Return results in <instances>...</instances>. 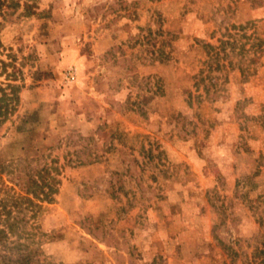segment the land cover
<instances>
[{
  "label": "rangeland",
  "instance_id": "1",
  "mask_svg": "<svg viewBox=\"0 0 264 264\" xmlns=\"http://www.w3.org/2000/svg\"><path fill=\"white\" fill-rule=\"evenodd\" d=\"M9 3L0 264H264V0Z\"/></svg>",
  "mask_w": 264,
  "mask_h": 264
},
{
  "label": "trees",
  "instance_id": "2",
  "mask_svg": "<svg viewBox=\"0 0 264 264\" xmlns=\"http://www.w3.org/2000/svg\"><path fill=\"white\" fill-rule=\"evenodd\" d=\"M12 1V0H10ZM12 3H9V0H0V16L3 15V11L8 8L11 7ZM17 5V4H14ZM10 88H12L11 91H13V94L15 93L14 89H17L15 86L9 85ZM1 95H0V127L9 119V117L12 115V113L14 112V105H12V101L15 100L17 101V97L16 95H10L5 93V91H3L2 89L0 90ZM53 189H49L48 193H45L42 200L47 201L50 200V195L51 193H53L54 191H52ZM50 192V193H49ZM29 194V193H27ZM35 194V193H34ZM28 202H31L32 199H25ZM10 224L8 225V222H6V227L0 228V240L3 237H6L7 234V230H10ZM7 228V230H6ZM5 257V256H3ZM8 263H12L15 262L17 264H28V260H27V255L26 256H22L20 259L18 260H12L10 258H8L6 260Z\"/></svg>",
  "mask_w": 264,
  "mask_h": 264
}]
</instances>
